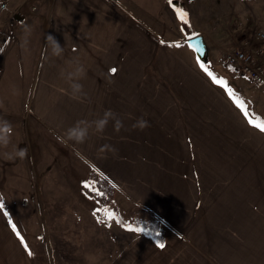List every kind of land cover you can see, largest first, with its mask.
I'll return each mask as SVG.
<instances>
[{"label": "crops", "instance_id": "obj_1", "mask_svg": "<svg viewBox=\"0 0 264 264\" xmlns=\"http://www.w3.org/2000/svg\"><path fill=\"white\" fill-rule=\"evenodd\" d=\"M21 2L6 0L0 4V15L8 12L0 20V29H5L8 16ZM169 2L36 0L26 20L27 25L28 20L31 22L32 32L10 38L5 30L0 40V55L8 41L17 42V72L29 86L26 97L20 96L18 108L0 107V120L10 118L9 125L0 124L1 143L13 134L22 146L25 165L21 172L14 168L15 179L32 185L29 192L35 191V178L42 171L32 164L46 162L47 155L52 158L51 150L56 154L59 148L54 163L64 153L70 162L85 164L81 166L84 171L93 169L91 173L106 178L116 194L120 193L117 206L123 214L141 211L145 216L140 217L161 222L166 237L162 245L134 225L123 223L118 213L110 218V210L97 211L94 201L83 195L85 183L76 173L74 176L70 172L68 182L63 176H46L42 182L44 194L55 196L57 205L62 202L60 196L65 202L75 203L88 197L94 206L84 210L93 221L99 222L102 215V220L113 222L120 231L135 235V244L127 250L123 244L116 256H110L109 247L106 255L88 249L90 264H264V177L257 174L264 173V114L257 108V113H248L237 96H232L230 86L229 91L226 84L220 85L212 71L200 64L187 40L204 34H190L182 25L176 31ZM34 12L43 14L45 21L40 24L38 18V23L29 19ZM207 43L212 54V43L208 39ZM139 60L138 69L135 63ZM162 68L175 70L178 81H162L167 73ZM250 83L257 90L262 88ZM188 92L192 97L190 108L189 101L185 106L176 100ZM194 93L205 103L199 99L196 102ZM257 101L264 108V100ZM6 103L7 98L1 97L0 106ZM24 109L32 117L30 125V117L21 114ZM141 119L147 123L141 124ZM25 137L29 138L27 148L23 146ZM101 152L107 168L96 160ZM65 166L69 165L62 164L60 169ZM78 186L81 197L73 192ZM12 190L17 200L21 190ZM2 192L0 188V203L17 208ZM49 205L45 201V208L42 205L36 209L33 203L25 216L37 213L47 219ZM66 209L77 215L71 207ZM15 211L19 214L18 209ZM50 218L44 232L53 238ZM16 227L17 223L0 208V249L11 252L5 261L76 263L68 257L65 245L57 249L51 241L46 258L18 256L23 246ZM74 230L78 235L67 245L95 246L97 241L84 242L85 226L81 231ZM98 232L103 234V228ZM141 239L153 255L148 261L139 253H145Z\"/></svg>", "mask_w": 264, "mask_h": 264}, {"label": "rangeland", "instance_id": "obj_2", "mask_svg": "<svg viewBox=\"0 0 264 264\" xmlns=\"http://www.w3.org/2000/svg\"><path fill=\"white\" fill-rule=\"evenodd\" d=\"M5 1L6 0H0V4ZM18 2H21V4L8 16L7 23L5 24V29H0V40L3 39L5 30L6 35H9L10 38H13L16 34L32 32L29 28L31 22L28 20L29 24L27 25L26 20L30 9L36 3V0H18ZM3 5L4 3L1 5V7ZM169 5L173 7L171 15H175L177 20L176 21L172 16V26L175 27L176 31H178V25H182L184 27L186 26V28H189L190 34L196 33L195 31L203 32V34L205 35V39L207 38L208 41L212 43L213 51L212 54L210 53V64H208L209 66L207 65V68L210 69V72L212 71V76L215 81L220 85L226 84L225 88H227L229 91L231 89V93L233 94L232 96H234L235 98L237 96V98L241 101V105L246 109L248 113L249 111H254L255 113H257V111L255 110L257 108L260 110V113L264 114L263 106H261V104L257 101L259 100L261 102L262 100H264V93H262V90L264 91V87L262 86L261 89L257 90V88H255V86H253L249 82V79L246 76L241 74L237 69L228 67L224 61L226 53H234V51L240 50V48H244V43L248 40L254 39L256 41V45H264V38L258 36V33L264 34V0H170ZM7 15L8 12L4 11L0 15V20ZM30 18L34 19L37 23L38 21L36 18H38L40 24L45 21L44 15H38L36 14V12H34L29 17V19ZM167 31V34L171 33L169 30ZM172 33L174 36V29H172ZM167 34L166 37H168ZM19 51L20 48L17 45L16 41H8L6 43L5 50L0 55V98L3 96L7 98V103L5 104V106H0L2 108H18L21 101L20 96L26 97V94L29 92L28 83L19 79V74L17 72L15 64L17 56L19 55ZM140 63V60L135 63L138 69V65H140ZM147 66L148 65H144V67ZM162 70L167 71V73L163 75L162 81L171 83L178 81V78L175 75V70H170V68H162ZM134 73L136 77H139L138 71ZM184 83L186 85V80L184 81ZM24 85H26L25 89ZM229 86L230 89L228 88ZM235 89L237 95L234 94ZM184 91H186V86L183 92ZM194 95L193 99L196 102L199 99L201 104L205 103L201 98L197 96L196 93H194ZM191 98L192 97L190 95V92H188L186 96L183 94V97H177L176 100L177 102L183 103L185 106V102L189 101L191 104H188L187 102L186 103L187 107L190 108L192 105ZM12 103L13 105H11ZM21 114H23L24 117L28 116L25 109ZM30 119L31 121H29V125L32 122V117H30ZM12 122L16 123L14 120H12ZM25 122L27 123V117ZM1 123H3L4 125H9L10 118L3 122L0 120V124ZM184 123H186V121H184ZM52 143L55 144V142L53 141ZM0 145L2 146V148L0 147V165L3 162V165L0 167V188L3 190L2 193H5L7 196H9L10 201L17 207H8L3 204V211L6 213V217L9 220H13V222L15 221L17 223L16 229L19 232V240L23 246V248L21 246L19 247L17 254L18 256H25V258H27L26 255H36L41 258H46L48 257L47 252L49 251L47 249V245H49L48 242L51 241L54 242V245L57 249H60L65 245L68 250V257L71 258L74 262H80L81 264H90L89 260L91 259V257L89 256V258L87 259L88 249L93 251L94 253L97 252L99 255H106L104 251H106L107 247H109L110 256H116V254H118V249H120L123 244L125 245V250H127L132 244H135L136 238L134 234H126L125 232L120 231L118 226L113 225V222L110 223V221L107 222L105 220H102V215H100V219L96 218L99 222L93 221L91 215L87 214L84 209L91 210L94 204L95 206H97V211L110 210V218L114 217V213L117 212L126 224L155 222L151 221V219L147 217H140L145 216L141 215V211H138L139 214L134 210L132 212L125 211L127 215L123 214L117 206V200H120L121 198L120 193L116 194L117 191H115L114 193L113 202L111 204H106L109 206L106 207L105 204L99 203L94 197L89 194V191L86 190V185H88L87 187L89 188H93L94 186L92 175L94 172L91 173L93 169L91 171H84L81 166L85 164L80 166L79 164L76 165L70 162V157L66 156L64 153L60 154L59 158H57V162L54 163L55 161L53 157L54 155L58 154L59 148L56 154H54V151L51 150L52 158L47 155L48 157L46 158V162L39 160L32 164L35 166V169H41L42 171L40 174L37 173V178H35V191L29 192L32 185L28 183H21L24 182L21 178L15 179L17 174L15 173L14 168L16 167L19 172H21V166L25 165L22 146L17 143L16 136H13L12 134V136L6 139V143L4 144H2L0 140ZM28 145L29 138L25 137L23 146L27 148ZM36 147L37 144L35 145V150ZM84 148L87 149V146H84ZM14 151L17 152V155H13ZM99 155L104 156V153L101 152L98 154V156H96L97 162L102 163L101 165L104 168H107L108 164L105 160H103L104 157H100ZM118 158V156L113 158L114 163ZM64 162L69 166H65L64 168L60 169L61 165L65 164ZM58 172H60L59 175ZM70 172H73L74 176L76 173L77 177L80 176V178H82L83 184L85 183L83 195L86 194L94 201V204H92V206L91 200L88 197L86 200L85 198L80 196V186H78L76 191L73 190L74 194L77 193V195L81 197L78 203H75V201L73 200L65 202V200L60 196L59 199H61L62 202L59 201V205H57L58 200L55 198V196L44 194L45 186L44 184H42V182L46 176H63V178L68 182L71 180L70 177H68L69 175H71ZM6 174H8L10 177L9 182H7ZM257 174L259 178L264 177V173L262 172H258ZM105 180L107 179L105 178ZM14 187H19V189L21 190V195L17 194V200L12 194L15 193L12 190ZM255 187L260 186L257 185ZM114 189L116 190L115 187ZM34 194L36 195V197L33 201ZM41 199L43 200V203H41ZM45 201H48V203H50V205L48 206V208L50 209H48L46 212L47 215L51 217L50 225L52 226L50 228L53 238L50 237L48 232H44L49 225V217L47 218V221L45 217H42L37 213H35L33 216H25V213L29 211V208L33 203L36 205L35 208L39 209L42 207V205L45 208ZM78 205L80 206V208L76 209L75 207H78ZM66 206L71 207L72 211L77 215H72L71 212H68ZM15 209H18L19 214L16 213ZM2 222H4L3 219ZM13 224L15 225V223ZM84 226L87 228L84 242L91 243L97 241L94 243L95 246L92 245L89 247L85 243L78 246L67 245V243L72 240V237L78 235V233H76V230L74 229L77 228L78 231H81ZM26 228L31 229V231H28ZM102 228L103 234L98 232H101ZM89 229H91V233H88ZM69 230H71L70 234ZM69 236H71V239L69 238ZM140 245L143 246L145 252L143 253L142 251H139L140 255L144 256L142 260L148 261L151 257H153L152 252L148 249V243L141 239ZM1 253H3V257L0 258V264H10V262L5 261V256H11L10 250L7 252L5 248L2 247L0 249V254ZM52 260L57 261L54 258H52ZM76 263H73L71 261L69 262V264ZM64 264L67 263L64 262Z\"/></svg>", "mask_w": 264, "mask_h": 264}, {"label": "built area", "instance_id": "obj_3", "mask_svg": "<svg viewBox=\"0 0 264 264\" xmlns=\"http://www.w3.org/2000/svg\"><path fill=\"white\" fill-rule=\"evenodd\" d=\"M258 36L264 38L263 33ZM254 39L245 42V49L226 53L224 61L227 66L237 69L241 74L246 76L250 81L264 87V45H256ZM2 47L0 46V52ZM252 50V52H251Z\"/></svg>", "mask_w": 264, "mask_h": 264}, {"label": "trees", "instance_id": "obj_4", "mask_svg": "<svg viewBox=\"0 0 264 264\" xmlns=\"http://www.w3.org/2000/svg\"><path fill=\"white\" fill-rule=\"evenodd\" d=\"M245 109V108H244ZM94 186L93 188H89L86 186V190L89 191V194L94 197L101 204H111L113 202L115 189L114 186L108 181L105 180L104 177L99 176L98 173L94 172L93 174ZM94 189V190H92ZM109 205H106V207ZM115 212L114 214H116ZM121 221L122 218H121ZM124 223V221H123ZM147 223V224H146ZM143 223L140 224H132L138 231H142V233L151 236L154 238L160 245L165 243V233L162 228L161 222L159 220L153 223Z\"/></svg>", "mask_w": 264, "mask_h": 264}, {"label": "water", "instance_id": "obj_5", "mask_svg": "<svg viewBox=\"0 0 264 264\" xmlns=\"http://www.w3.org/2000/svg\"><path fill=\"white\" fill-rule=\"evenodd\" d=\"M188 46L196 53L198 61L202 65H208L210 63V48L204 37L199 34L187 40Z\"/></svg>", "mask_w": 264, "mask_h": 264}, {"label": "snow or ice", "instance_id": "obj_6", "mask_svg": "<svg viewBox=\"0 0 264 264\" xmlns=\"http://www.w3.org/2000/svg\"><path fill=\"white\" fill-rule=\"evenodd\" d=\"M112 71H115V69H112ZM210 75H211V73H210ZM261 127L264 128V125H261ZM3 207H4V205L2 203H0V208H3ZM14 227H15V225H14Z\"/></svg>", "mask_w": 264, "mask_h": 264}, {"label": "clouds", "instance_id": "obj_7", "mask_svg": "<svg viewBox=\"0 0 264 264\" xmlns=\"http://www.w3.org/2000/svg\"><path fill=\"white\" fill-rule=\"evenodd\" d=\"M140 123H141V124H146V123H147V121H146V120H143V119H141Z\"/></svg>", "mask_w": 264, "mask_h": 264}]
</instances>
